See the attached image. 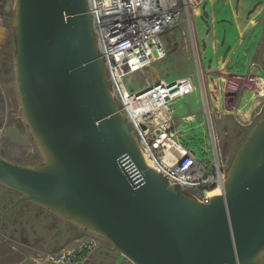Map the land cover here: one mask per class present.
<instances>
[{"label":"water","instance_id":"1","mask_svg":"<svg viewBox=\"0 0 264 264\" xmlns=\"http://www.w3.org/2000/svg\"><path fill=\"white\" fill-rule=\"evenodd\" d=\"M13 72L43 156L0 152V184L106 239L133 264H264V115L201 203L144 161L111 94L87 0H16ZM264 48L260 64L264 71Z\"/></svg>","mask_w":264,"mask_h":264},{"label":"built area","instance_id":"2","mask_svg":"<svg viewBox=\"0 0 264 264\" xmlns=\"http://www.w3.org/2000/svg\"><path fill=\"white\" fill-rule=\"evenodd\" d=\"M87 5L112 97L128 119L145 163L201 203L222 195L229 159L214 134L212 112H205L201 135L193 126L179 128L195 116L174 117L172 104L197 87L191 78L166 83L153 66L166 55L163 35L182 18L180 0H87ZM136 74L142 75L145 85L129 82ZM225 82L228 86L215 107L218 115L236 112L239 100L235 80Z\"/></svg>","mask_w":264,"mask_h":264},{"label":"rangeland","instance_id":"3","mask_svg":"<svg viewBox=\"0 0 264 264\" xmlns=\"http://www.w3.org/2000/svg\"><path fill=\"white\" fill-rule=\"evenodd\" d=\"M240 2L241 0H180L182 18L163 35L162 43L166 56L153 65L159 69L166 83L191 78L197 89L192 96L178 98L173 102V116H196L191 123H183L179 128L193 126L201 135L206 129V125L205 129L202 127L205 112L210 110L214 134L219 140L221 152L226 156L231 146L236 147L242 140V136L239 139L234 136H237L239 131L250 128L252 123L264 115V92H260L264 86V71L259 63L260 52L264 47V0L252 2L240 20L238 15L225 16L228 9L237 14ZM15 10L16 0H0V50L7 41L10 42V51L6 52L10 66L14 62L12 44ZM211 17L215 18L220 30L217 53L212 52L211 41L207 35V21L212 19ZM216 75L231 78L238 84L239 100L233 114H216L215 107L219 106L223 88L228 86L222 79L217 81L218 88L213 86L212 78ZM129 82L145 85L141 74H136ZM212 86L214 89L209 91ZM4 89L8 91V106L5 107V115L0 120L1 155L13 163L38 165L43 162V156L21 113L14 76L5 80ZM213 92L218 97L215 98ZM258 111L261 115L255 118V112ZM191 146L196 148V145ZM196 151L197 154L200 153L198 148ZM105 241L103 239L99 244L104 245L107 243ZM60 242L64 243L62 255L64 254L70 262L80 255L81 258L83 254L91 255L93 246L98 244L96 239L84 235L77 241H69L68 245H65L67 239L60 238ZM65 246L70 249H65ZM5 249L9 254L10 246ZM18 258L20 256L17 260ZM117 259L122 261V264H133L119 253ZM20 264L27 263L22 260ZM35 264L60 263L42 257Z\"/></svg>","mask_w":264,"mask_h":264},{"label":"flooded vegetation","instance_id":"4","mask_svg":"<svg viewBox=\"0 0 264 264\" xmlns=\"http://www.w3.org/2000/svg\"><path fill=\"white\" fill-rule=\"evenodd\" d=\"M12 47L14 55V42ZM8 50L10 51L9 41L0 50V120L5 115V107L8 106V91L4 89L5 80L14 76L13 63L10 66L6 55ZM251 127L239 131L237 136H234L236 139L242 136V140L236 147L231 146L228 152V167ZM20 197L19 192L0 184V264H20L21 257L31 253L41 255L40 259L42 257L53 259L49 253L62 252L61 249H64V243L60 242V238L67 239L65 245H68L69 241H76L83 235L96 239L98 244L93 246L91 255L85 257L81 264H122V261L117 259L118 252L112 249L106 239L63 220L39 205L31 202L17 203ZM103 239L107 243L99 244ZM8 245L11 248L9 254L5 249ZM18 256L20 258L17 260ZM61 258L63 264H71L65 262L67 261L65 256L62 255ZM26 263L31 264L30 261Z\"/></svg>","mask_w":264,"mask_h":264},{"label":"crops","instance_id":"5","mask_svg":"<svg viewBox=\"0 0 264 264\" xmlns=\"http://www.w3.org/2000/svg\"><path fill=\"white\" fill-rule=\"evenodd\" d=\"M256 1H260V0H241V2L239 3V6H238L237 14L234 11L232 13L227 8L228 10L226 11L225 16H230V17L234 16V17H236L238 15V20H240L244 16V14L247 12V10L251 6L252 2H256ZM211 18L212 19H209L210 21L209 20L207 21V33H208L207 35H208V38L211 41L210 46L212 48V52L213 53H217L218 49H219L218 36H220V30H219V26H218L215 18H213V17H211ZM263 30H264V28H263ZM235 47H236V45H235ZM260 54H261V52H260ZM259 63H260V59H259ZM226 78L227 77H225V76H219V75L213 76V78H212L213 86H217V81L219 79H222L224 81ZM213 86L211 87V89L209 88V91H212V89H214ZM217 88H218V86H217ZM260 92L261 93L264 92V86H263V88H262V90ZM194 93L195 92L191 93L190 95L185 96V98L188 97V96H192ZM213 93H214L215 96H217L215 94V92H213ZM186 116H191L192 117V115H186ZM186 116H184V117H186ZM65 249H70V247L66 246ZM67 251H69V250H67ZM49 255L51 257H53V259H51V260H53L54 262L63 264V259L61 258L62 252H58V253L57 252H53V253H49ZM40 256L41 255H39V254L36 255L35 253H31L30 255H27V256L23 255L21 257V261L24 260L25 263L30 261L31 264H35L36 262L39 261ZM63 256H64V254H63ZM80 256H78L77 258H74L71 262L68 261L69 259H67V261H65V262L66 263H71V264H81L82 261L84 260V258L87 257L88 255L87 254L86 255L83 254L82 258Z\"/></svg>","mask_w":264,"mask_h":264},{"label":"bare ground","instance_id":"6","mask_svg":"<svg viewBox=\"0 0 264 264\" xmlns=\"http://www.w3.org/2000/svg\"><path fill=\"white\" fill-rule=\"evenodd\" d=\"M165 56H166V55H165ZM152 74H153V76H154L155 78H157V77H158L156 70H155V69H153V68H152ZM246 116H247V115H245V116H244V118H245L244 120H246V119H247V117H246Z\"/></svg>","mask_w":264,"mask_h":264}]
</instances>
